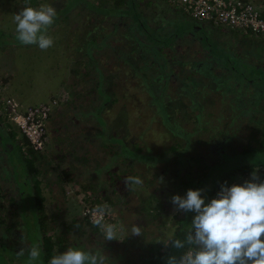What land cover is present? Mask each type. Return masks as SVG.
<instances>
[{"label": "rangeland", "instance_id": "1", "mask_svg": "<svg viewBox=\"0 0 264 264\" xmlns=\"http://www.w3.org/2000/svg\"><path fill=\"white\" fill-rule=\"evenodd\" d=\"M135 1L140 13L135 6L120 12L127 0H0V29L8 34H16L14 16L26 6L47 4L57 13L46 51L13 39L0 45V264L15 257L14 264H32L27 249H42L43 235L54 254L65 245L101 252L106 264H145L147 244H165L186 216L170 198L185 196L187 181L207 169L195 187L203 196L231 169L264 160V33L193 27L169 0ZM230 69L246 78L228 80ZM8 99L21 111L51 106L48 143L33 156L34 170L23 159L32 157L30 144L4 107ZM13 132L14 139L2 136ZM257 169L264 173V165ZM128 176L143 184L126 185ZM251 176L237 170L226 183ZM98 205L120 240H103L88 212ZM133 224L142 235L128 232ZM173 249L168 256H177ZM44 256L42 249L35 264H45Z\"/></svg>", "mask_w": 264, "mask_h": 264}, {"label": "clouds", "instance_id": "2", "mask_svg": "<svg viewBox=\"0 0 264 264\" xmlns=\"http://www.w3.org/2000/svg\"><path fill=\"white\" fill-rule=\"evenodd\" d=\"M56 9L42 4L39 8L24 7L14 16L16 39L22 45H37L46 51L54 40L47 34L56 18ZM213 25V24H212ZM253 173L242 185L220 186L216 198L205 203L203 189H189L185 196L173 195L170 202L176 212H194L190 227L184 232V239L170 236L165 243L177 250H184L179 256L170 255L166 264H264V181L257 182ZM126 185H142L137 176L125 178ZM105 208L96 206L93 210V224L100 229L103 240L118 239L120 230L112 223H105ZM132 235L143 234L141 227L133 224L128 230ZM24 238L21 243L23 244ZM42 249L38 243L27 249L32 264L41 258ZM22 247L18 256H24ZM107 257L97 251L69 247L67 251L53 255L48 264H106Z\"/></svg>", "mask_w": 264, "mask_h": 264}, {"label": "built area", "instance_id": "3", "mask_svg": "<svg viewBox=\"0 0 264 264\" xmlns=\"http://www.w3.org/2000/svg\"><path fill=\"white\" fill-rule=\"evenodd\" d=\"M199 23H211L231 30L259 35L264 33V8L252 0H169ZM7 111L19 125L30 144L41 149L48 140L47 121L52 109L48 104L30 106L21 111L14 99L4 102ZM228 184L227 186H232ZM220 189L218 190V192ZM217 195V194H216ZM216 195L213 198H216ZM212 198V199H213ZM210 202V201H209ZM96 207H89L93 215ZM97 217H91L92 220Z\"/></svg>", "mask_w": 264, "mask_h": 264}, {"label": "trees", "instance_id": "4", "mask_svg": "<svg viewBox=\"0 0 264 264\" xmlns=\"http://www.w3.org/2000/svg\"><path fill=\"white\" fill-rule=\"evenodd\" d=\"M257 4H260V3H257ZM70 6L71 5H69V8H70ZM97 9L101 10V8H99V7H97ZM16 35H17V33L16 34H8L7 31L0 29V45L2 43H9L11 41L10 39H13V41H18L16 39ZM149 37H150V35H149ZM243 62L244 63H247L245 61H243ZM261 69L263 70L264 67H262ZM229 71H230V73L228 72V74H225V77L228 80L231 79V78L236 79V76H238V77L245 76V78H246L245 73L244 72L241 73L242 70H240V69L239 70L238 69H236V70H231L230 69ZM252 74H253V72H250V76L251 77H252ZM253 81H254V78H252V82ZM108 99H109V96H107L105 100H108ZM99 109L100 108H98L97 110H99ZM96 113H99V112L97 111ZM51 115H52V113L49 114V119L47 121V127L49 126V121H50ZM97 117L102 120V123H106V121L102 117H100L99 114L97 115ZM178 128H181V129L184 130V127L183 126H178ZM231 130L232 129L229 128L230 133L232 132ZM8 134H5V135L3 134L2 136L10 137L12 139L15 138V133L14 132H13V134L12 133L9 134V135ZM48 134H49V131H48ZM24 138H25L24 141L25 142L28 141V143L30 144L29 138L27 136H25ZM231 139H232V137H231V134H230L229 136H225L224 139H223V142H221L222 143V147L224 148L223 153H225V151L227 149V147H226L227 146L226 145V140H231ZM117 140H120L121 141V138H118ZM47 143H48V140H47L45 146L43 148H41V149H35L30 144V146L28 147V152L30 154H32V157L26 156L25 158H23L24 161L27 164V168L28 169H31V170H34L35 169V167L33 168V165H34V157L33 156L37 155L38 154L37 153L38 151H41V150L45 149V147L47 146ZM18 147H19L20 152L22 153V155H24V152L21 150V146H18ZM175 148H176V146H173L172 147L173 150ZM220 160H221V157H220V159L218 161H220ZM257 164L264 165V160L261 161V162H258V163H256V162L255 163H246V164H243L240 167H236V168L231 169V174H227L226 173L224 176H222L221 180H218L215 183H213V184L210 185L209 190L207 191V193L205 195H203V197L205 198V203H208L214 197V195L216 194V192L218 191V189H220V186L222 184H224L225 182H227L230 179L231 175L234 172H236L237 170H241L243 172H249L252 175H253V173H255V175L258 177L257 182L264 181V173L262 174V172H261L260 169H257L258 172H257V170H255ZM206 170H204L203 172L200 173V175H199L200 178H202L203 174L206 173ZM200 178H198L199 181H198V179L196 180L197 182L196 181H193L194 186H193V183L192 182H191V184L190 183L188 184L187 183L188 181H187L185 183L186 189H188V190L189 189L196 190L195 187H198V185L201 184V182L203 180V179H200ZM31 198L35 201V203H34V205L36 206V210L35 211L37 212L38 218H39L40 217L39 215L41 214V211H42V197H41L40 191H39V189L37 187L35 189V192L31 195ZM194 215H195L194 212H187L186 216L180 217L179 220H178L179 221L178 223H180V221H181V224L179 225L178 229L175 231V233H174L173 236L176 237V236L180 235L179 234L180 232L183 233V235H181V236H184L185 235L184 232L190 227ZM8 228H10V227H8ZM30 236H31V233L28 232V235L26 237L29 238ZM39 239H40V244L42 246V249L44 250V255H45L44 256V261H45L44 263L45 264H48L50 258L53 255H56V254H54L52 252L53 242L51 241L50 236H47V235H43L42 237H39ZM0 240H2V239H0ZM161 244H158L157 245V243H151V242L147 244L148 251H147V253L145 255V258H144L145 264H164V262H166L169 252L171 250H174V249L170 245L169 246H166L165 244H162V245ZM164 245H165V247H164ZM64 248H65V245H61L60 252L59 253L65 252L64 251ZM15 250H17V249H15ZM10 251H6L5 252V256L8 257V258H10V259H12L13 258L12 256L14 254L10 253ZM182 251H184V250L183 249L182 250H178L177 251V256H179L182 253ZM6 253L9 254L10 257ZM123 257H124V255H123ZM17 260H18L17 257H15L14 259L9 260V263L14 264V263L17 262Z\"/></svg>", "mask_w": 264, "mask_h": 264}, {"label": "crops", "instance_id": "5", "mask_svg": "<svg viewBox=\"0 0 264 264\" xmlns=\"http://www.w3.org/2000/svg\"><path fill=\"white\" fill-rule=\"evenodd\" d=\"M138 1H139V0H138ZM256 1H260V2H261V1H263V0H256ZM256 1H255V2H256ZM127 3H129V4H128L125 8H122L120 12L129 13L128 10H130V8H132L133 6H135V9L137 10V13H138V12H139V13L141 12L139 9L136 8V6H137L138 3H136L135 0H130V2H128V0H127ZM138 22H139V21H138ZM138 22H137V23H138ZM9 162H10V161H9ZM14 169H15V167H14V165H12V166H11V170L13 171V172H12L13 174H14ZM13 174H12V175H13ZM10 175H11V174H10ZM10 175H9V176H10ZM7 227H11V226H7Z\"/></svg>", "mask_w": 264, "mask_h": 264}, {"label": "flooded vegetation", "instance_id": "6", "mask_svg": "<svg viewBox=\"0 0 264 264\" xmlns=\"http://www.w3.org/2000/svg\"><path fill=\"white\" fill-rule=\"evenodd\" d=\"M192 20H193V23H194L193 27L199 26V25H198V23H199L198 21H196V20H194V19H192ZM201 24L203 25V24H206V23H201Z\"/></svg>", "mask_w": 264, "mask_h": 264}]
</instances>
